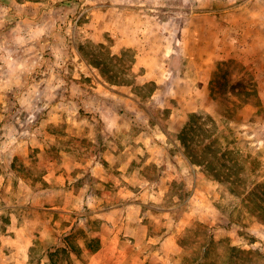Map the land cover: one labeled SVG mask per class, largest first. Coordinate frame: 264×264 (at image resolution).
<instances>
[{
  "label": "crops",
  "instance_id": "1",
  "mask_svg": "<svg viewBox=\"0 0 264 264\" xmlns=\"http://www.w3.org/2000/svg\"><path fill=\"white\" fill-rule=\"evenodd\" d=\"M63 2L0 0V103L14 92L49 107L24 137L7 125L14 115L0 113V264L169 261L167 243L177 253L178 233L160 234L172 213L153 203L195 177L171 157L169 135L210 93L230 43L227 25L212 12L164 20L94 5L73 32L65 28L76 18L74 0ZM90 44L108 45L114 60L133 51L130 74ZM153 109L162 110L164 126ZM58 128L74 144L61 145ZM149 247L155 255L143 256Z\"/></svg>",
  "mask_w": 264,
  "mask_h": 264
},
{
  "label": "rangeland",
  "instance_id": "2",
  "mask_svg": "<svg viewBox=\"0 0 264 264\" xmlns=\"http://www.w3.org/2000/svg\"><path fill=\"white\" fill-rule=\"evenodd\" d=\"M55 1L46 0L52 5ZM81 1L74 0L70 6L69 12L73 14L69 13V17L76 18L66 24V30L72 27L73 32L78 31L80 25L91 19L89 9L94 5H101L106 11H111L110 6H129L139 15L150 12L164 20L176 14L185 17L212 12L227 25L230 43L223 51L224 59L216 65L210 93L194 104L184 129L169 135L171 157L175 156L184 174L195 176V180L184 178L156 205L153 203L172 213L167 223L169 229L161 227L159 232H177L180 250L174 252L176 245L169 242V261L152 257L146 264H264V0ZM82 5L89 10L87 14L91 13L90 18L85 17ZM2 29L0 23V34ZM87 48L128 75L133 51L126 52L122 60H114L108 45L90 44ZM29 74L25 72L26 77ZM152 88L147 85L141 93L147 95ZM29 94L27 91L25 95ZM10 95V102L0 103V113L13 114L7 125H15L24 137L25 131L37 126L49 107L46 101L31 105L21 102L14 92ZM153 113L157 123L164 126L162 110L153 109ZM4 121L0 117V127ZM57 130L61 145L73 143L61 128ZM12 134L7 132L9 140H13ZM141 254L155 255L150 247Z\"/></svg>",
  "mask_w": 264,
  "mask_h": 264
}]
</instances>
